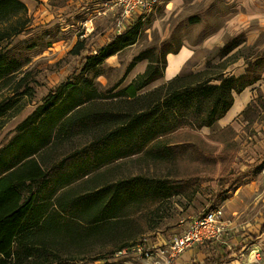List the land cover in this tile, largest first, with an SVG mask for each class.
<instances>
[{"label": "trees", "instance_id": "1", "mask_svg": "<svg viewBox=\"0 0 264 264\" xmlns=\"http://www.w3.org/2000/svg\"><path fill=\"white\" fill-rule=\"evenodd\" d=\"M25 16L26 6L21 0H0L2 84L20 71L22 63L1 44L24 30L28 22ZM140 24L141 19H137L123 33L112 35L82 57L79 75L50 89L0 147V264H72L85 260L62 252L106 235L112 224L128 214L186 193L187 184H194L197 177L145 180L137 176L89 184L96 180L94 174L99 169L124 157L144 152L154 158L172 159L178 150L167 141L168 135L182 128L213 126L231 107L233 94L261 78L264 60L257 55L247 61L245 72L238 76L209 69L182 72L141 92L162 76L166 54L177 52L181 45L156 55L141 51L126 73L137 62L147 60L144 71L109 96L118 103H105L104 98L109 97L87 76H98L105 59L136 43ZM240 41L225 43L222 55ZM84 47V39L78 40L71 52L78 54ZM14 93L19 96L30 90L26 87ZM17 101L12 97L0 101V118ZM225 156L231 158L234 153L225 151ZM230 169L229 163L223 169L228 178L221 182L222 189L243 179L244 173ZM131 244L121 243L109 253ZM101 258L105 256L94 260Z\"/></svg>", "mask_w": 264, "mask_h": 264}, {"label": "rangeland", "instance_id": "2", "mask_svg": "<svg viewBox=\"0 0 264 264\" xmlns=\"http://www.w3.org/2000/svg\"><path fill=\"white\" fill-rule=\"evenodd\" d=\"M25 1L29 9H26V27L1 44L22 66L7 84L0 83V101L18 98L14 108L0 118V147L14 135L16 125L41 103L50 89L63 81H73L79 75L82 57L114 35L118 16V11L107 4L109 0ZM174 1L177 5L171 9L168 0H158L156 7L141 18L136 43L105 59L95 78L88 74L100 92L109 97L128 83L139 67L147 63V60L138 62L126 73L129 63L139 52L156 55L162 49H175L186 41L200 49L181 73L192 72L193 66L219 73L227 62L237 57L245 64L257 55L264 60L263 32L249 46L244 42L248 33L244 32L223 37L221 44L209 49L202 47L203 41L222 26L234 0ZM82 39L85 47L78 54L72 53L73 46ZM231 39L241 40L242 47L225 58L222 46ZM160 81L150 83L141 92L152 89ZM26 87L29 94L17 96L14 93ZM103 101L118 103L119 100L109 97ZM227 125L228 128L214 124L198 130L187 127L168 135L167 141L178 150L172 159L154 158L141 152L99 169L94 174L96 180L89 185L137 176L145 180L185 176L197 179L193 180L194 184H187L186 193L128 214L112 224L106 235L90 238L83 246L67 248L62 253L85 259L72 264H154L143 257L114 256L109 251H115L121 243H134L144 237L162 243L181 233L192 217L215 208L226 210L223 223L225 230L234 233L229 237L231 242L236 234L251 241V234L264 232V92L257 90L244 113ZM225 151L234 156L226 158ZM228 163L231 171L242 172L244 176L240 182L222 189L221 182L228 178L223 169ZM260 239L244 245L239 258L222 263L264 264V234ZM100 255L105 258L94 260Z\"/></svg>", "mask_w": 264, "mask_h": 264}, {"label": "crops", "instance_id": "3", "mask_svg": "<svg viewBox=\"0 0 264 264\" xmlns=\"http://www.w3.org/2000/svg\"><path fill=\"white\" fill-rule=\"evenodd\" d=\"M21 1L25 4L26 9H28L27 2L25 0ZM194 1L196 0H193V2ZM168 2L169 3L167 5H172L171 9L175 8V6L177 5H175L174 0H168ZM233 2V5L230 7V12H227L224 16V23L222 24V26L217 28V30H215L213 34L208 36L203 41L202 47H207L209 49L213 46L221 44L223 41V37L236 36L237 34L244 32L248 33L244 42L247 46H249L255 42L259 33H264V0H234ZM241 47V44L237 45L223 57L226 58L230 55H233ZM198 49H200L199 46L191 45L189 42L186 41L185 44L184 42H182L177 52L167 53L165 56V68L163 70L162 76L159 78L161 81L157 85H155V87L167 82L174 76L180 74L184 67H186L189 62L193 60L196 54V50ZM240 59V57H237L235 59H232L230 62H227V65H225L221 69V72L225 75L234 76H238L244 73L247 64H245L243 60L242 62H240ZM146 64L147 63H144L141 67H139L140 70L134 74V76L128 81V83L137 74L142 73L144 71ZM191 70L193 73L202 71V69H200L198 66L196 68H194L193 66ZM263 72L264 70L261 73V78L264 77ZM261 78L252 85H249L244 88L240 93L233 94V103L231 107L223 117L217 120L215 125L223 127L224 125L227 126V124L232 123L233 120L242 113V111L248 105L251 97L253 96V94L256 93L257 90L264 92V80H262ZM224 213H226V210ZM224 213L222 217L223 221L225 218ZM233 234L234 233L226 230V232L223 234L222 238L219 241L206 242L187 248L178 256V258H176L172 262V264H224L227 260H234V257L239 258L238 255L242 253L241 249L244 245L252 244L257 241V239H259L260 237V240H262L264 232L259 231L258 233L251 234V241H246L245 238L242 239L241 236H238V234H236V236L232 238L231 242L230 236H232ZM254 236H256V238H253ZM227 241L231 242V245H229ZM212 260L215 261L211 262ZM223 261L224 263H222Z\"/></svg>", "mask_w": 264, "mask_h": 264}, {"label": "built area", "instance_id": "4", "mask_svg": "<svg viewBox=\"0 0 264 264\" xmlns=\"http://www.w3.org/2000/svg\"><path fill=\"white\" fill-rule=\"evenodd\" d=\"M107 4L118 11L114 34H121L137 19L151 12L158 0H109ZM223 213L221 208L203 211L192 217L181 233L174 234L162 243L157 244L144 237L117 250L114 256L132 255L152 260L154 264H171L189 247L219 241L226 232L222 220Z\"/></svg>", "mask_w": 264, "mask_h": 264}]
</instances>
